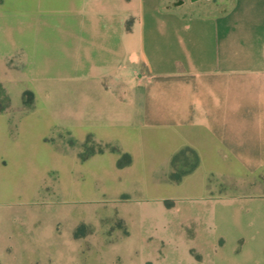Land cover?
<instances>
[{"label": "crops", "instance_id": "obj_1", "mask_svg": "<svg viewBox=\"0 0 264 264\" xmlns=\"http://www.w3.org/2000/svg\"><path fill=\"white\" fill-rule=\"evenodd\" d=\"M0 86V178L18 191L91 179L192 220L199 261L264 264V0H0ZM89 138L130 164L82 159ZM188 149L198 165L174 182Z\"/></svg>", "mask_w": 264, "mask_h": 264}, {"label": "rangeland", "instance_id": "obj_2", "mask_svg": "<svg viewBox=\"0 0 264 264\" xmlns=\"http://www.w3.org/2000/svg\"><path fill=\"white\" fill-rule=\"evenodd\" d=\"M1 90L0 86V106L13 104ZM46 100L36 103L27 91L22 104L43 106ZM87 144L88 150L81 147L82 159L100 150L119 149L92 139ZM18 180L15 172L0 178V264H208L199 261L195 223L180 218L168 225L156 203L130 202L127 196L117 200L102 193L91 179L86 187L81 185L84 179H75L71 194L64 192L63 178L52 173L39 179L21 178L29 188L24 192L18 191ZM177 214L170 211L168 216ZM216 239L221 250L222 243Z\"/></svg>", "mask_w": 264, "mask_h": 264}, {"label": "trees", "instance_id": "obj_3", "mask_svg": "<svg viewBox=\"0 0 264 264\" xmlns=\"http://www.w3.org/2000/svg\"><path fill=\"white\" fill-rule=\"evenodd\" d=\"M26 95H30L33 98V95L31 93H27ZM90 138L87 140V142H90ZM87 143L85 144V149L88 150ZM104 150H100L102 153ZM113 152H117L121 154V159L118 161V166L119 167H124L130 164L131 158L128 154H123L120 149L115 147ZM184 155L182 158L179 156H176L173 160V166L175 167V170L171 173L170 179L174 182H180L182 181L183 177L189 173H191L194 168L198 165V156L197 154L191 150L188 149L185 152H183ZM90 154V153H89ZM88 156V154H87ZM87 156H83V159H86ZM125 158V160H123ZM182 159V160H181ZM179 166V167H178Z\"/></svg>", "mask_w": 264, "mask_h": 264}]
</instances>
